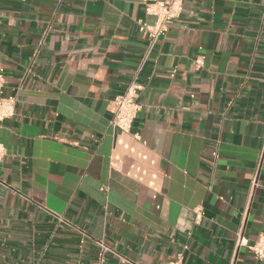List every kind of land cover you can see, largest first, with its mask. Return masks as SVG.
<instances>
[{
    "label": "crops",
    "instance_id": "crops-1",
    "mask_svg": "<svg viewBox=\"0 0 264 264\" xmlns=\"http://www.w3.org/2000/svg\"><path fill=\"white\" fill-rule=\"evenodd\" d=\"M152 1L0 0V264H264V0Z\"/></svg>",
    "mask_w": 264,
    "mask_h": 264
},
{
    "label": "built area",
    "instance_id": "built-area-1",
    "mask_svg": "<svg viewBox=\"0 0 264 264\" xmlns=\"http://www.w3.org/2000/svg\"><path fill=\"white\" fill-rule=\"evenodd\" d=\"M144 9L147 15L154 17L153 23H139V31L148 41L147 50L145 53L146 58L147 54L151 51L158 38L165 34L169 26L178 17L182 9V0H154L152 2L145 3ZM141 65L139 66L138 71ZM3 83L4 76L0 71V88L3 86ZM140 89L141 85L138 82V72L136 71L130 82L127 84L125 90L122 93L117 94L112 100L114 112L111 119V125L113 127L123 132H128L130 130L137 112L140 109V104L137 102ZM14 103L15 100L13 97L0 98V128L3 121L13 115ZM4 153L5 148L0 142V161ZM201 214V210L197 209L196 218L199 219ZM243 240L244 239L240 236L238 238V244H244ZM98 244L100 248V257L102 258L103 252H105L108 247L101 241H98ZM248 247L257 260L264 262V225L258 237ZM166 264L185 263L180 258H178L177 260L168 262Z\"/></svg>",
    "mask_w": 264,
    "mask_h": 264
}]
</instances>
